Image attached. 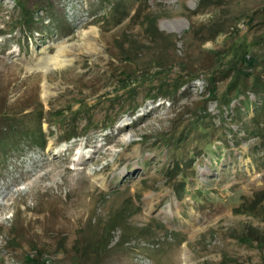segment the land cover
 Returning <instances> with one entry per match:
<instances>
[{
	"label": "rangeland",
	"instance_id": "374dc122",
	"mask_svg": "<svg viewBox=\"0 0 264 264\" xmlns=\"http://www.w3.org/2000/svg\"><path fill=\"white\" fill-rule=\"evenodd\" d=\"M154 58L172 100L117 84ZM262 98L264 0H0V264H264Z\"/></svg>",
	"mask_w": 264,
	"mask_h": 264
},
{
	"label": "trees",
	"instance_id": "16d2710c",
	"mask_svg": "<svg viewBox=\"0 0 264 264\" xmlns=\"http://www.w3.org/2000/svg\"><path fill=\"white\" fill-rule=\"evenodd\" d=\"M24 8V7H23ZM27 20H25V23H30L32 19H34V14H28ZM252 16H249V22L252 21ZM146 31L150 33V35H155L157 38L163 39L164 43L170 44L172 42L171 34H165L164 32L160 31L156 25V21L151 20L150 23L146 26ZM153 41H156L153 39ZM174 43V41H173ZM240 43V42H239ZM242 44V43H241ZM239 44V46H242ZM163 45L159 44L158 47H162ZM239 46L236 48V50L240 49ZM243 47V46H242ZM172 51L174 50L173 47ZM238 52V51H237ZM235 52L234 58H238L237 60H231L229 63H226L225 72H223L224 77H229L230 80L228 82V91L235 90V96L227 98L222 104L229 105L231 102L240 97V96H246L247 92H252L255 95L257 94V88H260V85L258 86L257 83L254 85L253 89H245L241 90V87L244 86V80L250 77V74L246 71L248 68H251L252 65L257 61V56L252 55L247 50L243 51L241 53V49L239 50V53ZM153 62V61H152ZM154 72L152 75H149V71L147 69H143L145 66H143V70L136 71V72H129V73H120V78L118 79V85L120 88L124 91L133 92L137 87H145L149 84H153L154 82H157L159 91L153 96L154 99L158 97H169L170 100L173 99L174 94L177 92V90L180 89L181 86H183V74L186 71L185 66H181V71L178 77L175 79H171L166 74L164 75L163 71L166 70V67H168V63L165 62L162 58H154ZM210 89L208 90V97H213L212 99H216V87H215V81L212 79V73H210ZM255 80L254 77L251 76ZM176 83V84H175ZM243 84V85H242ZM259 90V89H258ZM264 100V98H262ZM204 111H206V108H203ZM75 134H71L67 137V140H70L73 138ZM112 226L114 227V223H111L108 227V230L111 232ZM107 230V231H108ZM261 242L264 244V235H261L260 237ZM98 242V241H97ZM95 242L94 244L87 245L89 250L93 252L95 255H98L101 251V244L99 242ZM99 247V248H98ZM30 260L34 262V264H44L43 262H40L38 257L33 258L31 257Z\"/></svg>",
	"mask_w": 264,
	"mask_h": 264
},
{
	"label": "bare ground",
	"instance_id": "6f19581e",
	"mask_svg": "<svg viewBox=\"0 0 264 264\" xmlns=\"http://www.w3.org/2000/svg\"><path fill=\"white\" fill-rule=\"evenodd\" d=\"M66 49H67V45H64V44L63 45H60L58 47V50H57L58 51V55H56L54 57L53 56L46 57L45 63L47 64V62L54 61V64H60L61 61H62V59H61V57L59 55L65 53ZM48 88L49 87H47V90H49ZM184 264H187V259L186 258H185V263Z\"/></svg>",
	"mask_w": 264,
	"mask_h": 264
}]
</instances>
